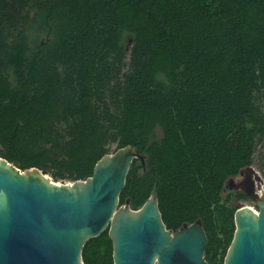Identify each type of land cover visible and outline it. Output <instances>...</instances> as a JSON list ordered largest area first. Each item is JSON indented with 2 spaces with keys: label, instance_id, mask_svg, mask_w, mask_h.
Instances as JSON below:
<instances>
[{
  "label": "trees",
  "instance_id": "trees-1",
  "mask_svg": "<svg viewBox=\"0 0 264 264\" xmlns=\"http://www.w3.org/2000/svg\"><path fill=\"white\" fill-rule=\"evenodd\" d=\"M128 146L145 164L120 205L157 196L166 228L200 222L224 264L248 201L227 184L264 172V0H0V158L75 183ZM82 260L114 264L108 231Z\"/></svg>",
  "mask_w": 264,
  "mask_h": 264
},
{
  "label": "water",
  "instance_id": "water-1",
  "mask_svg": "<svg viewBox=\"0 0 264 264\" xmlns=\"http://www.w3.org/2000/svg\"><path fill=\"white\" fill-rule=\"evenodd\" d=\"M135 161L144 165L145 157L128 146L105 156L86 181L59 185L0 158V264H84V247L106 231L114 264H207L200 222L168 230L155 195L138 211L120 205ZM243 172L237 189L254 210L236 211L224 264H264V192L257 191L264 183L252 167Z\"/></svg>",
  "mask_w": 264,
  "mask_h": 264
},
{
  "label": "rangeland",
  "instance_id": "rangeland-1",
  "mask_svg": "<svg viewBox=\"0 0 264 264\" xmlns=\"http://www.w3.org/2000/svg\"><path fill=\"white\" fill-rule=\"evenodd\" d=\"M47 40V36L41 32H38L36 30H31L30 33H29V42H30V45H31V48L34 49L36 48L37 46H39L41 43L43 44L45 41ZM126 45L129 47L131 45V39L129 37L126 38ZM258 174L259 176L261 177L263 183H264V172H261L256 166L252 167ZM230 181H233L234 184H240L242 181H243V178H241L240 176L237 177V178H234ZM229 181V182H230ZM54 183L56 184H62V185H65V184H71L70 182H56L53 180ZM263 188H264V185L263 186H260L257 188V191L260 193L263 191ZM231 193V191H228L226 190L225 193H224V196H226L227 194ZM235 207L237 209H240V208H243V207H248L250 209H253L254 210V207L252 204H250L249 202H246V201H243V202H239L235 205Z\"/></svg>",
  "mask_w": 264,
  "mask_h": 264
},
{
  "label": "flooded vegetation",
  "instance_id": "flooded-vegetation-1",
  "mask_svg": "<svg viewBox=\"0 0 264 264\" xmlns=\"http://www.w3.org/2000/svg\"><path fill=\"white\" fill-rule=\"evenodd\" d=\"M247 175H248V174H247L246 172H242V173L240 174V177L243 178V181H242L241 183H243V182L245 181ZM241 183H240V184H241ZM238 185H239V184L229 183V184H227L226 189H227L228 191H231V192H236V193L241 192L240 190L237 189ZM241 193H242V192H241ZM242 194H243V193H242ZM247 202H248V201H247Z\"/></svg>",
  "mask_w": 264,
  "mask_h": 264
},
{
  "label": "bare ground",
  "instance_id": "bare-ground-1",
  "mask_svg": "<svg viewBox=\"0 0 264 264\" xmlns=\"http://www.w3.org/2000/svg\"><path fill=\"white\" fill-rule=\"evenodd\" d=\"M263 192H264V188H263Z\"/></svg>",
  "mask_w": 264,
  "mask_h": 264
}]
</instances>
